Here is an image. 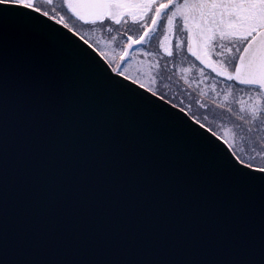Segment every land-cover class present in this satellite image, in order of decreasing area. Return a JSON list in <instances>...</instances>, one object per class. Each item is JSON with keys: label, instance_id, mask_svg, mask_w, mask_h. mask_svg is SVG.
<instances>
[{"label": "snow or ice", "instance_id": "snow-or-ice-1", "mask_svg": "<svg viewBox=\"0 0 264 264\" xmlns=\"http://www.w3.org/2000/svg\"><path fill=\"white\" fill-rule=\"evenodd\" d=\"M63 8L59 19L42 15L67 32L36 15L32 0H0V264H264V162L189 165L182 142L146 135L174 122L207 145L176 105L162 108L158 92L113 76V61L79 31H116L110 42L126 63L163 29L159 48L144 54L154 77L177 83L183 42L170 47L168 36L185 33L202 72L247 94L238 107L231 92L212 104L264 154V0H63Z\"/></svg>", "mask_w": 264, "mask_h": 264}, {"label": "rangeland", "instance_id": "rangeland-1", "mask_svg": "<svg viewBox=\"0 0 264 264\" xmlns=\"http://www.w3.org/2000/svg\"><path fill=\"white\" fill-rule=\"evenodd\" d=\"M119 51V49L103 51L113 61L112 67L114 69L119 68V71L142 83L145 89L151 88L159 93L157 96L161 97L162 95L164 99L168 100V103L171 102L179 109L183 108L184 112L189 114L192 119L199 122V124H204L205 128L221 139L232 153H235L234 156L236 158L239 157L245 161L254 158L255 163L264 162V154L258 153L254 149L250 137L240 134L239 130L234 128V125L228 119L226 110L217 108L212 104V100L217 98L221 102L225 101V96L220 95L217 97V93L231 92L230 95H227V102L232 104L233 107H238L234 103V99L247 102L246 93L239 89L224 87L222 82L219 81L201 80L198 74L193 76L192 72H187L183 75V79H180L179 83L176 80H160L154 76H149L147 74V62L143 58L141 49H134L128 56L127 62L123 61V66L120 67ZM185 80L189 81V83H185ZM201 93H203L202 97ZM196 99H202L206 106L201 107L195 102ZM237 160L240 162L239 159Z\"/></svg>", "mask_w": 264, "mask_h": 264}, {"label": "water", "instance_id": "water-1", "mask_svg": "<svg viewBox=\"0 0 264 264\" xmlns=\"http://www.w3.org/2000/svg\"><path fill=\"white\" fill-rule=\"evenodd\" d=\"M36 15L40 16L41 19L48 21L49 23L53 24V26L58 27L62 29L63 31L67 32V29H64L61 25H57L56 22L49 20V18L43 16L40 13H35ZM71 35V33H69ZM79 43L83 44V41L79 39V37H74ZM138 45H134L133 48H135ZM87 47V45H85ZM90 51L93 52V55L96 57V59L103 65L107 66L108 63L98 54L97 51L94 49H90ZM131 50H129L130 52ZM53 56H58L60 53L56 50H53L51 52ZM129 54V53H128ZM109 72L112 73L113 76L116 75L115 72L112 71V69L108 68ZM87 79L91 80L94 79L90 74H87L85 70H80ZM121 80L124 79V77H120ZM129 84L131 81H127ZM135 87L141 91L144 92L147 95H151V92H149L145 88H140V85H135ZM104 93H100L99 95V102L102 104L104 102ZM155 99L161 104L162 108H172V104L168 103L166 100H161L159 96H156ZM175 112L181 117L182 120L186 121L187 125L198 129L203 136L207 137V145L204 144L203 141H201L199 138L193 139L191 132L189 130V127L181 126L179 124H176L174 122H156L148 126L146 129V135L148 136H159L164 135L168 138H174L176 141H180L183 143L184 151L186 153L187 157V163L189 165H196V164H202L204 161L208 159H216L218 156H228L229 158L236 161L237 164L240 162L237 160V158L233 155L232 151L229 149V147L216 135H214L212 132H210L207 128L200 129V124L193 120L186 112H181V109L178 107H175ZM130 118L135 119V113H130ZM208 145H211L212 147L209 148ZM243 167V165H241Z\"/></svg>", "mask_w": 264, "mask_h": 264}, {"label": "flooded vegetation", "instance_id": "flooded-vegetation-1", "mask_svg": "<svg viewBox=\"0 0 264 264\" xmlns=\"http://www.w3.org/2000/svg\"><path fill=\"white\" fill-rule=\"evenodd\" d=\"M32 2L35 4V6L37 8L40 9V12H38V13L42 14L43 12H48L49 16H56V19H59L60 14H63L64 12H66V9L63 8V0H32ZM66 20H67V17H66ZM52 21L55 22V20H52ZM67 22L69 23L70 27L73 26V23L71 20H68ZM76 23L78 26L80 24H82V22H76ZM60 25L63 27L62 24H60ZM115 27L118 28L119 31H121V32H123L125 30V28L123 26H115ZM79 31H80L81 35H83L85 37V39H88L91 43L98 46L101 49V51H105L107 49H109V50L119 49L120 50V47L122 46L120 44L114 45L110 42V36H116L117 32L113 31L111 34H109L107 25H105V27L103 29H101L100 27H96V26L83 25L82 27H79ZM132 31L135 32V26L132 27ZM117 39L119 40V37H117ZM161 40H164V30L163 29H160L155 34V38L151 42L146 43L143 47L136 46L128 54V56H129L134 49H141L142 50L143 58L147 62V69H148L147 74L149 76L150 75L153 76L151 70L149 69L150 58L148 56H146L144 53H145V50L152 51L154 49H158L159 48V42ZM174 41L175 42H180V41L183 42V45H182L183 55L181 57H178V59L176 61L177 77L180 75L182 70H186V71H183V75H185L187 72H192L193 76H197V74H198L201 80L210 81V82L219 81V82H222L224 87H226L225 83L223 82V79L222 78H215V74L210 73V70L204 69L203 72L201 71L203 66L199 65V61H196L195 57H192L191 54L187 52V35L185 33L174 32V33L169 34L168 44L170 47L172 46ZM160 51H161V54H163V50L160 49ZM98 53L100 54V52H98ZM128 56L125 58L126 60H127ZM102 58H104V57L102 56ZM106 62L108 63L107 60H106ZM121 66H123L122 60H121L120 67ZM110 68L113 71L114 68L112 67V65ZM116 71H119V68H116ZM116 71H113V72L116 73ZM158 79H160V78H158ZM160 80H164V79H160Z\"/></svg>", "mask_w": 264, "mask_h": 264}, {"label": "trees", "instance_id": "trees-1", "mask_svg": "<svg viewBox=\"0 0 264 264\" xmlns=\"http://www.w3.org/2000/svg\"><path fill=\"white\" fill-rule=\"evenodd\" d=\"M164 100H166V99H164ZM166 101H168V100H166ZM170 104H171V102H169ZM173 105V104H172ZM189 115V114H188ZM190 116V115H189ZM191 117V116H190ZM192 118V117H191Z\"/></svg>", "mask_w": 264, "mask_h": 264}]
</instances>
